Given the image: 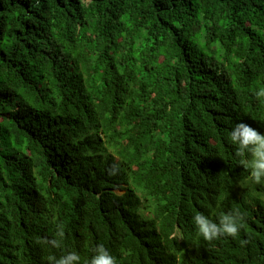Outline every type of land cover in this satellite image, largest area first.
Segmentation results:
<instances>
[{"label":"trees","instance_id":"obj_1","mask_svg":"<svg viewBox=\"0 0 264 264\" xmlns=\"http://www.w3.org/2000/svg\"><path fill=\"white\" fill-rule=\"evenodd\" d=\"M258 88L264 0H0V264L100 243L118 264H264V183L225 139L264 133ZM234 208L244 227L212 242L188 210Z\"/></svg>","mask_w":264,"mask_h":264},{"label":"clouds","instance_id":"obj_2","mask_svg":"<svg viewBox=\"0 0 264 264\" xmlns=\"http://www.w3.org/2000/svg\"><path fill=\"white\" fill-rule=\"evenodd\" d=\"M254 95L257 98H264V88H258ZM225 139L234 146L237 164L243 165L249 170L250 179L254 184L264 183V133L244 122H235L228 131ZM117 193L123 190L116 189ZM194 211L193 223L197 233L204 241L212 242L223 237H237L244 227L245 213L240 208H234L228 212L220 213L216 220L209 216ZM144 214H149L146 212ZM143 214V215H144ZM56 237L44 241L54 248L64 247L65 228L63 224L57 225ZM41 241L38 239L37 243ZM48 264H81V257L76 251H66L59 256L49 255ZM82 264H118L117 258L104 244H96L91 249V255Z\"/></svg>","mask_w":264,"mask_h":264}]
</instances>
